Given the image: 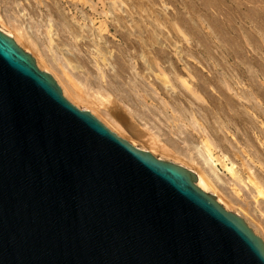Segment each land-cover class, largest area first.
<instances>
[{
	"label": "water",
	"instance_id": "95a60500",
	"mask_svg": "<svg viewBox=\"0 0 264 264\" xmlns=\"http://www.w3.org/2000/svg\"><path fill=\"white\" fill-rule=\"evenodd\" d=\"M0 264H264V241L0 32Z\"/></svg>",
	"mask_w": 264,
	"mask_h": 264
},
{
	"label": "bare ground",
	"instance_id": "6f19581e",
	"mask_svg": "<svg viewBox=\"0 0 264 264\" xmlns=\"http://www.w3.org/2000/svg\"><path fill=\"white\" fill-rule=\"evenodd\" d=\"M135 4L141 10L137 20L130 8ZM63 5L76 12L71 17L65 15ZM98 5H102L101 10ZM86 6L91 12L79 10ZM82 12L83 20L91 24L87 26L92 27V33H88L96 51L87 48L83 52L85 43L82 49L75 43L85 36L80 31L84 26L82 18L78 16L84 15ZM148 12L142 0H0V32L31 55L37 67L53 77L72 104L94 114L117 136L143 152L192 173L201 190L214 196L226 211L243 219L264 241V159L259 154L264 151V80L258 71L261 69L257 70L258 75L250 77L228 74L234 72V66L229 72L227 69L232 66L226 69L228 75H197L196 68L189 66L187 75H181V29L174 27V32L169 31L168 52L163 48V40L168 41L162 30L164 21L157 22L160 29H149L153 13ZM251 39L254 41V36ZM108 43L117 52L114 62L118 67L114 71L112 67L111 71L106 69L110 58L107 55L111 53L110 47L106 49ZM259 45L255 43L254 47L258 49ZM187 52L190 59H196L194 51ZM256 55L249 57L257 59L260 52ZM246 59L248 67L260 64ZM252 60L255 59L249 61ZM202 96L208 99V108L197 103ZM237 131L250 146H241L238 140L243 138ZM257 146L263 149H246ZM257 164L262 173L253 171ZM218 168L228 173V180L219 175ZM233 206L239 208L234 210Z\"/></svg>",
	"mask_w": 264,
	"mask_h": 264
},
{
	"label": "rangeland",
	"instance_id": "374dc122",
	"mask_svg": "<svg viewBox=\"0 0 264 264\" xmlns=\"http://www.w3.org/2000/svg\"><path fill=\"white\" fill-rule=\"evenodd\" d=\"M142 1H144L146 10L150 11V12H148L149 15H151L150 13H153V15H154V16L153 15L150 16L152 19L149 18L148 23L150 22L149 25L151 26L149 29H151L152 26H154V28L160 29L161 25L158 27L157 22L159 23V20H161V19L164 21L163 22L161 20L163 22V25H164V26L162 25V30L166 34L168 41L164 37L165 38L164 40H166V41L163 40V43H164L163 48L166 50L168 49V52L170 50V47H168V46H170L169 45L170 44L169 43V37H168L169 31L174 32L175 31L174 27H177V29H179V30L181 29L180 30L181 32L179 31L180 33L178 36L179 41H180V43H179L180 50H181V53H180L181 59H180V61L178 60V62H179L178 66L182 70V73L180 71L181 75H187V73H188L187 68H189V66H191V67H194V69L196 68L195 72H197L196 73L197 75H228V74H231V75H244V76L247 75L250 77L251 75H255V74L258 75L257 73L260 72L259 76L261 77L263 75L262 79L264 80V68H262V67H264V52H263L264 51V36H263L264 34H261V33H264V31L260 33V31H262V29L264 28V21L262 20V19H264V0H142ZM135 5H137V4H135ZM98 6H99L98 8L101 10L102 5H98ZM134 6L131 5L130 8H131L132 14L134 13L136 15V16L134 15V17L136 19V17L137 18L139 17L141 10H140L138 5H137L138 7L137 6L134 7ZM63 7L65 8L64 11H63ZM63 7H62V11L65 13V15H70V17L73 15V13H72L73 11L76 12L74 9L72 10V8H70V11H69V9L67 8V5H63ZM79 10L84 11V12L88 11V13L91 12V9L89 6L88 7L86 6V8H84V10H82V8H79ZM66 12H68V13L66 14ZM84 12H82L84 15H79L80 14L79 13L78 16L80 18H82L81 22L85 26V27L82 26V28L80 30L82 32V34H84L85 36H84V38L78 39L77 40L78 42H75V43H77V45L79 44L78 47L80 46L79 47L80 49H82L83 46H86V47H83V49H82V50H84L83 52L87 51L86 50L87 48H88V50L91 49L93 51H96L95 48L93 49L94 46H92V45H94V42H91L92 36L89 37L91 35V34L89 35V33H92L91 32L92 30L90 29L92 27L87 26V25H91V24H88L87 20L86 21L83 20L84 16H85ZM138 12H140V13H138ZM158 13H160V14H158ZM255 14H256V16H254ZM157 15H159L161 17H159ZM248 15L250 18L252 17V19H250L249 17H247V19L249 18L250 20H253V21L246 19V16H248ZM257 16H259V17H257ZM164 17L167 20H164ZM261 17H262V19H260ZM155 18H158V20L157 21L153 20ZM256 18H259V19H256ZM170 19L174 20V21L171 22ZM255 20H257L258 23L260 22L261 24L256 23L257 21H255ZM259 20H262L263 22H261ZM247 21L248 22L250 21V22L248 23ZM86 22H87V24H85ZM174 22H176V23L174 24ZM155 25L157 27H155ZM256 25L257 26L260 25V26L257 27ZM0 26H2L1 21H0ZM252 26H254V28L256 29L257 32L255 31V29H252ZM262 26H263V28H262ZM247 28H249V29H247ZM246 29L249 31L251 29L253 31H250V33H249V31H247ZM151 30H153V29H151ZM245 31H246V33L248 32L247 34L251 35V36H248L245 33ZM86 32L87 33L89 32V33L87 34ZM254 32H256V33H254ZM258 32L262 36H260L258 34ZM257 34L259 36H256ZM253 36H254V41H256L255 43L261 44V45H259V48L261 49V51L259 48H258L259 49L258 50L257 48L254 47L255 43L252 40L253 38L251 39V37H253ZM255 37L257 40H255ZM247 38H250L251 40L250 39L247 40ZM262 38H263V40H262ZM109 39H111V38H109ZM258 39H260L262 41V43ZM110 41H113V40H110ZM249 41L251 43H253V45H251V43ZM88 42L90 43V45ZM84 43H85V45H83ZM109 44H110V46H109ZM106 46H107L106 49H109V47L111 49L113 47L111 50L110 49L108 50L112 54L110 53L107 55L108 57L110 56V58H108L109 60L107 62L108 65L106 66V69L109 68V70L108 69L107 70L111 71L110 68L112 67L111 69H112V71H114L118 67V64L116 62H114V60L117 56V54H116L117 52L115 53L116 49L114 50L115 46H113V44L108 43V44H106ZM181 47L183 48V50ZM261 47H263V48H261ZM244 48H246V49H244ZM251 48H253V49H251ZM189 49L194 51L195 56H196L195 60H192L188 57L187 51H189ZM248 50H252V51H249V53L251 54V56H254V57L257 56L256 54H258V56H259V52H260L259 58L257 57V59H256L254 57H252V58L249 57L250 54L248 53ZM253 51L254 52L257 51L258 53L255 52L256 53L255 54ZM185 54H187V55H185ZM244 54L246 57H242ZM209 56H211V57H209ZM241 57H242V60H243V58H245V59L248 58V59H246V60H248V62L253 63V61L254 62L257 61L256 63L257 64L260 63V64H258V67H257V66H253L254 65V63H253V64H251L252 66L249 65V67H248V65H246V61H244L245 59L243 60V62L241 61ZM250 58L255 59V60L249 61V60H251ZM258 60H260V62ZM112 61H113V63H112ZM248 62H247V64H248ZM109 63H111V64H109ZM138 63H140V65H142L140 60L138 61ZM243 63H245V64H243ZM115 64H117V65H115ZM166 66L168 67L169 65L166 64ZM230 66H232V67H230ZM233 66H234V68H233ZM228 67H230V68H228ZM231 68L234 69V72H232V71L229 72L230 71L229 69H231ZM235 68L238 70H235ZM250 68H251V70H249ZM226 69H227V71L229 70L228 71L229 73L227 72L228 74L226 73ZM258 69H261V70H258ZM238 71H239V73H238ZM252 71L254 73H251ZM196 74H193V75H196ZM200 102H201V104H203L202 106H204L205 104L208 105L207 104L208 99L206 97L202 96L201 101H198L197 103L200 104ZM206 105L204 108L209 107ZM237 132H239V131H237ZM238 135L241 136V132H239ZM241 138H243V139H241ZM241 138H240L241 141L238 140L241 143V146H243V145H244L243 147L250 146V145H248L249 143L246 140H244L243 135L241 136ZM196 145L197 144H195L194 146H196ZM259 148L260 147L257 146L255 148L249 147L246 149H249V150L253 149V152L255 150L259 151V150L263 149V148H261V149H259ZM262 152H260L259 154H261L262 159H264L263 158L264 151H262ZM236 163L235 164L239 167V164H238L239 162L236 161ZM257 168H258V170H256ZM218 169H219L218 170L219 175L221 177H223L225 180H228L230 177L228 175V173L223 171L220 168H218ZM259 170H260L259 165L257 164L256 167L253 168V171H257V173H258ZM260 173H262V172H260ZM245 192L248 193L247 189H245ZM232 208L234 210H237L239 207L233 206ZM251 221H252V219H251Z\"/></svg>",
	"mask_w": 264,
	"mask_h": 264
}]
</instances>
